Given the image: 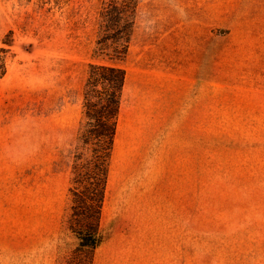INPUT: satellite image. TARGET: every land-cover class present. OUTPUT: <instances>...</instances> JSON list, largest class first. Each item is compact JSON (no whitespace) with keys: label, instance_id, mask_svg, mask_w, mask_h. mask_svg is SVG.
Returning <instances> with one entry per match:
<instances>
[{"label":"rangeland","instance_id":"rangeland-1","mask_svg":"<svg viewBox=\"0 0 264 264\" xmlns=\"http://www.w3.org/2000/svg\"><path fill=\"white\" fill-rule=\"evenodd\" d=\"M105 3L0 0V264L86 259L67 220L101 146L94 62L127 78L92 264H264V0H138L122 60L98 57Z\"/></svg>","mask_w":264,"mask_h":264},{"label":"trees","instance_id":"trees-1","mask_svg":"<svg viewBox=\"0 0 264 264\" xmlns=\"http://www.w3.org/2000/svg\"><path fill=\"white\" fill-rule=\"evenodd\" d=\"M137 5L138 0H106L100 14L103 33L97 39L98 57L122 60L127 56ZM126 78V69L118 64H90L84 107L88 117L98 119L103 126L97 131L101 146L96 152L93 175L85 171L83 164L75 163L71 188L73 204L67 220L81 240L80 250L86 257L81 264L93 263L95 249L102 237L101 217ZM99 86H103V90ZM93 96L103 99L100 108L96 109L98 104L93 101ZM89 177L93 179L90 183Z\"/></svg>","mask_w":264,"mask_h":264},{"label":"crops","instance_id":"crops-1","mask_svg":"<svg viewBox=\"0 0 264 264\" xmlns=\"http://www.w3.org/2000/svg\"><path fill=\"white\" fill-rule=\"evenodd\" d=\"M121 115H124L123 112V103H121V110H120ZM117 155H119V117H118V123H117V130H116V135H115V142H114V147ZM110 176V172H109ZM119 186H117V189H110L109 187V180H108V186H107V193L104 201L105 209L110 211L111 207L116 208L115 206L119 203ZM103 205V207H104ZM103 213V211H102ZM102 220V217H101Z\"/></svg>","mask_w":264,"mask_h":264},{"label":"bare ground","instance_id":"bare-ground-1","mask_svg":"<svg viewBox=\"0 0 264 264\" xmlns=\"http://www.w3.org/2000/svg\"><path fill=\"white\" fill-rule=\"evenodd\" d=\"M113 176H114V175L111 174V177L109 178V184H110V182H112V179H113L112 177H113Z\"/></svg>","mask_w":264,"mask_h":264}]
</instances>
